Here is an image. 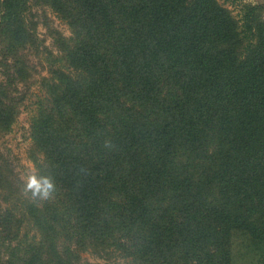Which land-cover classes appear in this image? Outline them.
Here are the masks:
<instances>
[{
    "label": "trees",
    "instance_id": "16d2710c",
    "mask_svg": "<svg viewBox=\"0 0 264 264\" xmlns=\"http://www.w3.org/2000/svg\"><path fill=\"white\" fill-rule=\"evenodd\" d=\"M34 2L69 24L72 72L52 71L31 119L52 196L10 205L0 165L1 264H233L236 233L264 255V4L240 20L220 0H0L2 134Z\"/></svg>",
    "mask_w": 264,
    "mask_h": 264
},
{
    "label": "rangeland",
    "instance_id": "374dc122",
    "mask_svg": "<svg viewBox=\"0 0 264 264\" xmlns=\"http://www.w3.org/2000/svg\"><path fill=\"white\" fill-rule=\"evenodd\" d=\"M229 7L233 14L241 20V8L246 3L264 4V0H220ZM29 21L35 24V43L21 51V59L25 62L29 78L24 82H15L13 95L18 102V116L11 130L0 133V165L7 177L10 188H6L4 195L11 204H19L31 198V193L25 194L24 188L29 175L38 176L39 171L32 159L33 141L31 138V119L35 114L38 103L46 99V83L53 77L52 71L68 70L64 62L61 37H71L72 31L67 23L61 19L51 7L31 3L27 13ZM264 19V13H263ZM74 74V72L72 73ZM27 230H29L27 228ZM33 231V230H30ZM31 234L34 232H30ZM13 236V235H11ZM34 235H20V239H31ZM7 235H0V264L8 254ZM233 264H264V255L254 247L250 237L241 233L233 236ZM85 264H132L119 255L97 256L87 252L83 254Z\"/></svg>",
    "mask_w": 264,
    "mask_h": 264
},
{
    "label": "clouds",
    "instance_id": "9594fccd",
    "mask_svg": "<svg viewBox=\"0 0 264 264\" xmlns=\"http://www.w3.org/2000/svg\"><path fill=\"white\" fill-rule=\"evenodd\" d=\"M55 191V184L51 178H38L36 175H29L26 180L24 192L31 193L33 200H48Z\"/></svg>",
    "mask_w": 264,
    "mask_h": 264
}]
</instances>
